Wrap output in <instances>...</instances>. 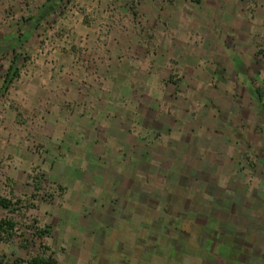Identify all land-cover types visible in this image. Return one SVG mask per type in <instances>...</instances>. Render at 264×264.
<instances>
[{
  "label": "crops",
  "instance_id": "1",
  "mask_svg": "<svg viewBox=\"0 0 264 264\" xmlns=\"http://www.w3.org/2000/svg\"><path fill=\"white\" fill-rule=\"evenodd\" d=\"M246 16L264 19V0H0V98L7 99L8 118L0 127L1 158L18 161L26 181L36 171L59 181L60 196L74 189L75 207L62 208L68 222H38L46 238L56 227L64 243L67 233L86 239L93 225L108 230L118 221L128 234L118 256L109 243H95L90 259L72 244L66 264L221 262L209 245L237 237L218 232L220 221L197 216L174 226L158 208L157 197L171 194L167 185L183 177L185 162L158 152L174 147L172 130L158 118L166 124L175 113L159 93L162 80H188L187 73L201 80L206 52L236 50L228 40L208 47L206 38L218 30L206 33V22H228L224 37L231 38ZM44 43L53 48L49 54L40 52ZM10 67L17 73L5 87ZM207 223L213 230L202 233Z\"/></svg>",
  "mask_w": 264,
  "mask_h": 264
},
{
  "label": "rangeland",
  "instance_id": "2",
  "mask_svg": "<svg viewBox=\"0 0 264 264\" xmlns=\"http://www.w3.org/2000/svg\"><path fill=\"white\" fill-rule=\"evenodd\" d=\"M236 23L237 31L232 32L235 37L228 38L224 37L228 22H206V33L211 30V35L218 30L215 39L209 35L206 38L209 40L207 44H211L208 47L230 39L226 42L227 46L236 50L206 52L201 80H189V73L188 80H174L176 83L162 80L160 98L171 102L175 113L166 124L163 118H158V122L163 125V130L166 127L172 130L174 147L166 150L159 146L158 152L178 156L185 162L182 165L183 177L174 179L169 188L167 185L166 193L171 194L158 196L157 203L158 208L167 209L162 214L166 220L172 219L174 226L196 223L198 216L202 221H220L218 232L237 237L224 236L214 245H209L215 258L221 259L216 264H246V259L251 257L255 260L259 258L262 261L258 264H264V19L254 20L246 16ZM248 33L249 36L246 35ZM43 45L41 53L46 51L49 54L53 50L48 44ZM6 101L4 96L0 98V127L8 124L4 109ZM181 139L186 140L182 146H188L186 149L176 148ZM2 153L0 151V195L13 196L22 199L23 204H32L24 210L23 217L14 215L18 221V232L29 236V231L21 227L22 220L30 221L29 218H36L40 224L58 226L63 221L68 222V212L65 213L62 208L75 207L71 198L74 189L70 188L65 196H60V182L39 173L40 189L35 197H30L33 186L25 180L18 161L1 158ZM32 169L36 171V168ZM160 183L157 182L158 188ZM188 210L194 213L186 221L179 220V217L186 216ZM213 210H216L215 215L210 213ZM6 215H9L8 211L0 207V218ZM120 222L108 230L102 225H93L86 239L77 237L73 241L67 233L65 243L57 235L55 227L52 238H46L45 242L51 243L57 257H60L59 264L68 263L65 257L72 250V244L82 246L83 255L90 259L89 250L94 248L95 243L99 246L109 243L112 248L110 255L118 256L122 249L119 242L128 237ZM212 227L211 223L204 224L201 232L208 233L213 230ZM132 233L133 237L138 235L136 230ZM19 242L20 238L15 237L11 243L1 244L0 256L26 257V251L19 246ZM175 258L176 255H172V259ZM194 264L201 263L196 260Z\"/></svg>",
  "mask_w": 264,
  "mask_h": 264
},
{
  "label": "trees",
  "instance_id": "3",
  "mask_svg": "<svg viewBox=\"0 0 264 264\" xmlns=\"http://www.w3.org/2000/svg\"><path fill=\"white\" fill-rule=\"evenodd\" d=\"M14 64V60L12 61ZM13 67V66H12ZM10 67L6 73L4 83L5 87L16 76L17 69ZM40 175L36 172L28 175V180L33 186V193L30 197H35L40 189ZM32 204H23L22 199L15 198L13 196L0 195V207L6 209L9 215L0 218V245L9 244L15 237L20 238L19 246L26 251V257L6 256L2 254L0 256V264H57L54 259L50 246L45 242L48 230L41 226L36 218H29L28 220H22L21 227L29 231V236L19 231L18 221L14 215H20L23 217L24 210L28 209Z\"/></svg>",
  "mask_w": 264,
  "mask_h": 264
}]
</instances>
